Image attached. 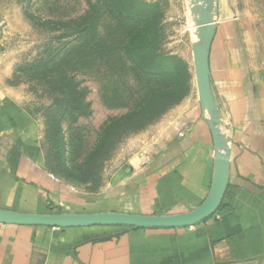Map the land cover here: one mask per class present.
<instances>
[{"label": "crops", "instance_id": "crops-1", "mask_svg": "<svg viewBox=\"0 0 264 264\" xmlns=\"http://www.w3.org/2000/svg\"><path fill=\"white\" fill-rule=\"evenodd\" d=\"M218 6L209 64L230 160L216 213L166 228L0 222V264H264V55L229 0ZM210 118L196 107L150 160L87 192L48 172L39 122L0 89V207L29 213L194 210L214 176Z\"/></svg>", "mask_w": 264, "mask_h": 264}, {"label": "rangeland", "instance_id": "rangeland-1", "mask_svg": "<svg viewBox=\"0 0 264 264\" xmlns=\"http://www.w3.org/2000/svg\"><path fill=\"white\" fill-rule=\"evenodd\" d=\"M133 1L122 6L140 8L142 41L151 40L139 66L124 52L134 16L108 0H0V89L39 122L48 172L78 190H102L115 172L150 160L196 107L209 115L195 55L215 30L219 0ZM229 2L264 55V0ZM130 112L134 121L105 134Z\"/></svg>", "mask_w": 264, "mask_h": 264}, {"label": "water", "instance_id": "water-1", "mask_svg": "<svg viewBox=\"0 0 264 264\" xmlns=\"http://www.w3.org/2000/svg\"><path fill=\"white\" fill-rule=\"evenodd\" d=\"M207 15L203 16L205 19ZM207 47L202 46L195 55V70L200 102L208 110L210 124L214 132L215 167L210 192L205 201L194 210L178 214H136L125 212H97V213H29L0 207V222L12 224L44 225L51 227H78L91 225H121L131 228H160L185 227L202 222L219 209L226 187V177L229 166V150L225 136L221 133L217 123L220 113L211 87V72L209 51L213 29L207 27ZM205 36V38H206Z\"/></svg>", "mask_w": 264, "mask_h": 264}, {"label": "trees", "instance_id": "trees-1", "mask_svg": "<svg viewBox=\"0 0 264 264\" xmlns=\"http://www.w3.org/2000/svg\"><path fill=\"white\" fill-rule=\"evenodd\" d=\"M108 1L111 2L112 5H115V7L118 9L120 13L122 14L126 13L127 17H129L130 19L132 18V16H134L135 29L132 30L129 41L125 45L124 52L128 60H130L136 66L137 65L139 66V61L143 60V58L141 54L138 52V50L142 51L143 47L144 48L146 47L143 43L145 42H148V44L151 43V40L144 41V42L142 41L143 37L141 35L143 34V30H144L143 28L145 27V25H142L143 27L142 28L141 24H139L140 18L138 16H135V15H138L137 13H140V8L139 7L137 8L135 3L134 5H130L132 8V10L130 11L131 13L130 14L128 10L126 11L124 10V6H122L123 0H108ZM133 2H136V1L134 0ZM147 29L148 27L146 28V30ZM134 113L130 112L118 118H112L104 128L105 134L109 133L117 125L128 124L129 122L134 121V118H135L134 116H136L134 115Z\"/></svg>", "mask_w": 264, "mask_h": 264}, {"label": "bare ground", "instance_id": "bare-ground-1", "mask_svg": "<svg viewBox=\"0 0 264 264\" xmlns=\"http://www.w3.org/2000/svg\"><path fill=\"white\" fill-rule=\"evenodd\" d=\"M209 28H210V27H209ZM208 36H209V35L206 36L205 41H204V46H205V47L208 46V45H207Z\"/></svg>", "mask_w": 264, "mask_h": 264}]
</instances>
